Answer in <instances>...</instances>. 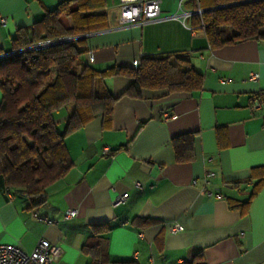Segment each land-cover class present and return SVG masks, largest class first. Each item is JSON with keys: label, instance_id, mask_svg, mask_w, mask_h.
<instances>
[{"label": "crops", "instance_id": "crops-1", "mask_svg": "<svg viewBox=\"0 0 264 264\" xmlns=\"http://www.w3.org/2000/svg\"><path fill=\"white\" fill-rule=\"evenodd\" d=\"M61 1L0 0L7 18L0 52ZM194 10L193 0H162L158 20L120 27L119 0H107L109 26L86 35L87 62L104 70L185 52L203 86L121 96L110 127L98 116L65 136L73 165L43 195L8 192L0 178V243L30 252L46 238L62 247L58 264H184L199 251L205 264H264V108L253 107L264 100V40L212 48ZM106 82L119 95L130 80L117 73ZM67 106L55 116L61 131L73 110ZM183 134L193 141L182 149L189 159L179 161L172 140ZM124 193L126 201L115 204ZM70 208L77 216L65 219ZM176 223L183 229L172 233Z\"/></svg>", "mask_w": 264, "mask_h": 264}, {"label": "trees", "instance_id": "trees-1", "mask_svg": "<svg viewBox=\"0 0 264 264\" xmlns=\"http://www.w3.org/2000/svg\"><path fill=\"white\" fill-rule=\"evenodd\" d=\"M193 3L195 9L204 10L201 17L193 16L194 25L204 30L212 48L264 40V0ZM108 26L107 0H63L46 9L30 28L19 29L9 50L0 52V178L6 191L29 197L46 193L73 165L65 136L98 116L105 128L110 127L114 105L121 96L140 97L145 88L179 93L202 88L203 75L185 52L142 56L137 66L96 69L84 58L89 52L86 35ZM49 41L53 43L32 48ZM117 73L130 80L119 95L106 82ZM67 105L73 110L65 130L60 131L56 112ZM192 141V134L173 138L177 160L189 159L182 149ZM110 261L138 264L132 259ZM184 264H205L203 252Z\"/></svg>", "mask_w": 264, "mask_h": 264}, {"label": "built area", "instance_id": "built-area-1", "mask_svg": "<svg viewBox=\"0 0 264 264\" xmlns=\"http://www.w3.org/2000/svg\"><path fill=\"white\" fill-rule=\"evenodd\" d=\"M199 3V0H193ZM162 0H119V15H118V25L120 27L130 26V25H144L159 19L160 5ZM203 9L199 6L194 10V14L202 16ZM7 18L0 16V24H5ZM202 26H204L202 21ZM53 43L52 41L43 42L34 45L32 48H38L42 45H48ZM92 51L88 52V56L92 58ZM143 56V55H142ZM141 56V57H142ZM140 57V58H141ZM140 58L133 62L134 66L140 64ZM258 74L252 73L250 79L256 80ZM254 108H264V100L260 99L253 104ZM165 119L169 118V114L165 113ZM105 153H110V149L106 147L104 149ZM212 160V158H209ZM213 172H208L207 177L213 176ZM137 186L141 187V184L136 183ZM128 197V193H124L114 201L115 204L124 203ZM217 197H221L220 193H217ZM77 209L70 208L64 212L65 219H72L77 216ZM36 218L41 221H45L49 224L55 222L54 219H49L44 216H40L37 213L34 214ZM183 226L176 223L170 227L172 233L181 231ZM244 233H241L243 236ZM63 250L58 244L51 243L46 238H40L32 251L27 252L21 246L17 244L10 243H0V264H58L61 259Z\"/></svg>", "mask_w": 264, "mask_h": 264}, {"label": "rangeland", "instance_id": "rangeland-1", "mask_svg": "<svg viewBox=\"0 0 264 264\" xmlns=\"http://www.w3.org/2000/svg\"><path fill=\"white\" fill-rule=\"evenodd\" d=\"M1 93V92H0ZM71 107H73L72 105H69V106H67V108H71ZM60 131H61V129H59Z\"/></svg>", "mask_w": 264, "mask_h": 264}]
</instances>
